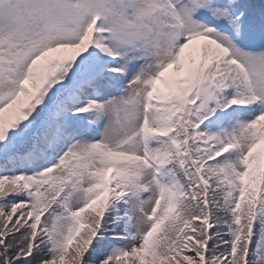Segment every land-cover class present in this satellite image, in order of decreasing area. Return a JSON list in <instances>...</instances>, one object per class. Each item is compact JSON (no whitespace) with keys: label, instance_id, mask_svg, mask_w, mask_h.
I'll return each mask as SVG.
<instances>
[{"label":"snow or ice","instance_id":"obj_1","mask_svg":"<svg viewBox=\"0 0 264 264\" xmlns=\"http://www.w3.org/2000/svg\"><path fill=\"white\" fill-rule=\"evenodd\" d=\"M0 264H264V0H0Z\"/></svg>","mask_w":264,"mask_h":264}]
</instances>
